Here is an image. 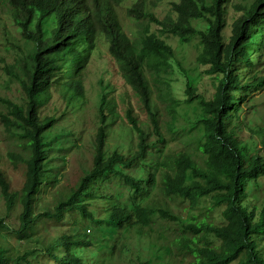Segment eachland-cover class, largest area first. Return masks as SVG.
Returning a JSON list of instances; mask_svg holds the SVG:
<instances>
[{
	"label": "rangeland",
	"instance_id": "obj_1",
	"mask_svg": "<svg viewBox=\"0 0 264 264\" xmlns=\"http://www.w3.org/2000/svg\"><path fill=\"white\" fill-rule=\"evenodd\" d=\"M179 0H126L117 7L124 33L137 48L146 32L155 35L174 50L166 73L155 74L148 65L144 72L151 89V107L158 128L153 127L148 112L137 93L125 82L118 63L111 55L110 43L98 34L88 60L77 74L68 71L46 98L39 102L42 120L53 118V126L46 132L44 150L47 160L44 172L47 179L42 184L33 203L35 221L25 233H18L22 205L17 201L8 209L0 188V246L6 250V264H72L68 257H76L80 264H204L194 254L193 247L219 248L220 242L202 232L192 235L182 230L179 223L161 218L157 210L169 209L181 222L209 223L223 226V207L215 208L211 198L197 200L191 209L187 200L164 192L166 172L174 170L173 160L184 153L200 167L204 157L200 147L204 140L200 120L203 118L198 100L187 102V84L195 93L209 98L216 80L205 73V66L196 61L200 50V37H189L180 43L168 32L160 35L162 28L153 22L176 17L172 4ZM246 6L253 0H228V14L223 35L227 39L230 25L238 12L230 7ZM140 3L146 16L130 17L128 11ZM210 3V0H208ZM194 27L206 30L204 19L192 21ZM264 26L251 32L246 44L251 54L250 64L238 63L243 80L264 78ZM30 50L12 19L9 0H0V97L25 105L26 99L19 77H22V57ZM75 80L81 84L80 98L67 83ZM242 95L237 117L230 124L246 150L264 158V145L260 130L264 128V81H259ZM0 110L7 112L5 104ZM100 110L106 115L105 154L114 151L129 157L136 150L137 134L131 129L127 112L131 110L137 127L143 133L147 145L144 156L132 166L117 165L118 170L131 176L140 190L130 188L117 175L108 173L86 185L84 193L71 201L85 175L92 168L94 141L99 123ZM30 151L20 132H6L0 121V170L6 174L14 192H21L27 173ZM190 174L188 172V179ZM83 203L91 217H84L73 206ZM68 203L65 211L56 216L57 208ZM248 203L259 211L264 206V177L248 187ZM144 207L153 212L149 225L112 223V209L134 212ZM258 243L259 256L264 259V232L254 239ZM181 241H187L192 249H186ZM232 264H238L235 261Z\"/></svg>",
	"mask_w": 264,
	"mask_h": 264
},
{
	"label": "trees",
	"instance_id": "obj_2",
	"mask_svg": "<svg viewBox=\"0 0 264 264\" xmlns=\"http://www.w3.org/2000/svg\"><path fill=\"white\" fill-rule=\"evenodd\" d=\"M126 0H9L12 19L18 26L22 39L30 50L22 57V77H19L26 103L20 105L12 100L0 97V103L7 107V112L0 110V121L6 132H20V138L26 140L30 151L27 160L26 181L21 192L11 189L6 174L0 170V188L8 209L19 201L22 213L19 216L18 233L27 232L35 221L33 203L47 176L44 164L47 156L44 150L46 132L53 126V118L42 120L39 114V102L46 98L59 80L60 74L68 71L70 76L83 70L89 54L94 47L98 34H102L110 43V53L118 63L119 71L125 82L140 97L147 109L148 117L155 129L158 123L152 113L150 86L144 72L148 65L155 74L166 73L169 60L174 57L173 48L160 40L155 33L146 32L139 48L124 33L117 7ZM228 0H179L172 4L176 17L159 22L153 18L162 30L168 32L180 43H186L189 37H200V50L196 61L205 66V73L216 80L214 92L206 98L186 86L187 102L198 100L203 118V142L200 150L204 157V166L200 167L184 153L173 160L174 170L164 175L163 189L166 194L176 195L187 200L190 208L197 205V200L211 198L215 208L223 207V226L209 223L195 224L192 221L181 222L169 209H158L161 218L172 223H179L182 230L192 235L202 232L212 235L220 242L219 248L193 247L194 254L204 264H264L259 256L258 243L254 240L264 232V206L255 213V208L248 203V187L260 177H264V158L246 150L230 127L232 119L237 117L242 95L264 78L243 80L239 75L238 63L250 64L251 54L246 44L251 40V32L264 26V0H253L249 5L241 6L230 3L238 15L230 25V34L224 38L228 14ZM136 3L129 11L130 17L141 19L146 11ZM204 19L206 30L193 26L192 21ZM264 37H261V42ZM75 80L67 83L80 98L81 84ZM131 129L136 132V150L129 157L117 151L105 154L106 115L100 110L99 123L94 141L92 168L82 180L79 189L69 203L77 200L84 193L86 185L97 177L108 173L122 178L132 189L140 188L135 180L118 170L117 165L132 166L141 159L147 148L143 133L137 127L131 110L127 112ZM261 143L264 145V128L260 130ZM188 172L190 178L188 179ZM62 203L57 208L56 216L68 207ZM84 217H91L83 203L73 206ZM153 212L140 207L134 212L114 208L109 220L121 226L125 224L149 225ZM7 226L0 223V228ZM186 249H192L187 241H181ZM6 250L0 246V264H6ZM17 259L14 264H19ZM68 263L80 264L76 257H68Z\"/></svg>",
	"mask_w": 264,
	"mask_h": 264
}]
</instances>
